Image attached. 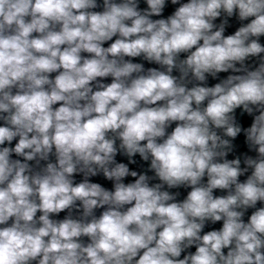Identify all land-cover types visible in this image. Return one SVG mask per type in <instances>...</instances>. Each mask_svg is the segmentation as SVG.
Wrapping results in <instances>:
<instances>
[{
	"label": "clouds",
	"instance_id": "clouds-1",
	"mask_svg": "<svg viewBox=\"0 0 264 264\" xmlns=\"http://www.w3.org/2000/svg\"><path fill=\"white\" fill-rule=\"evenodd\" d=\"M0 264H264V0H0Z\"/></svg>",
	"mask_w": 264,
	"mask_h": 264
}]
</instances>
